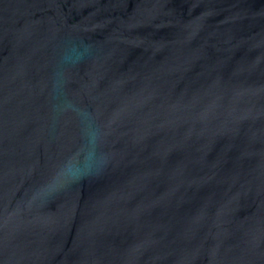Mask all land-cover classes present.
<instances>
[{
  "label": "water",
  "instance_id": "1",
  "mask_svg": "<svg viewBox=\"0 0 264 264\" xmlns=\"http://www.w3.org/2000/svg\"><path fill=\"white\" fill-rule=\"evenodd\" d=\"M0 264H264V0H0Z\"/></svg>",
  "mask_w": 264,
  "mask_h": 264
}]
</instances>
